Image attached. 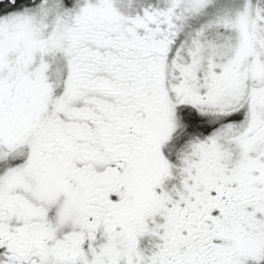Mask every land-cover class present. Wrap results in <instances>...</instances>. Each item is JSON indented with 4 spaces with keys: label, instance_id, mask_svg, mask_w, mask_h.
I'll return each instance as SVG.
<instances>
[{
    "label": "snow or ice",
    "instance_id": "snow-or-ice-1",
    "mask_svg": "<svg viewBox=\"0 0 264 264\" xmlns=\"http://www.w3.org/2000/svg\"><path fill=\"white\" fill-rule=\"evenodd\" d=\"M0 264H264V0H0Z\"/></svg>",
    "mask_w": 264,
    "mask_h": 264
}]
</instances>
